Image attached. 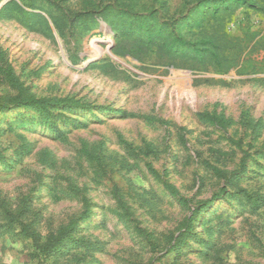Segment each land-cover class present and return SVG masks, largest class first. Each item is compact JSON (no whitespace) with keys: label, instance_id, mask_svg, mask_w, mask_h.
Returning <instances> with one entry per match:
<instances>
[{"label":"rangeland","instance_id":"obj_1","mask_svg":"<svg viewBox=\"0 0 264 264\" xmlns=\"http://www.w3.org/2000/svg\"><path fill=\"white\" fill-rule=\"evenodd\" d=\"M31 1L46 22L0 18L21 83L0 75V264H264V81L171 66L143 45L142 59L115 52L130 37L113 29L119 11L156 10L161 23L193 0ZM255 1L208 14L204 30L264 35ZM180 32L197 39V28ZM22 96L65 101L42 118L14 105ZM199 111L230 123H203ZM62 230L78 244L44 253Z\"/></svg>","mask_w":264,"mask_h":264},{"label":"trees","instance_id":"obj_2","mask_svg":"<svg viewBox=\"0 0 264 264\" xmlns=\"http://www.w3.org/2000/svg\"><path fill=\"white\" fill-rule=\"evenodd\" d=\"M192 5L185 14L178 18H166L161 23L154 22L156 10L136 11L133 18L128 10L119 11L117 16L116 33L129 34L130 37L116 44L115 52L129 53L138 59H142L147 50L141 49V45L148 46L163 60L171 66H185L192 70H201L208 67L213 68L218 73H227L230 69H236L239 75H252L249 80L264 81L263 77L253 75L264 74V54L261 58L248 56L246 54L253 50L264 49V35L259 36L257 31L250 30L245 26L242 36L232 37L225 32H210L204 30V22L207 15L217 18L222 13L230 14L233 8L250 7L256 9L255 0H193ZM39 7L31 0H0V18H18L26 25L39 22L42 16ZM55 30L60 32V22L47 12ZM77 15L84 16L88 20L90 10L76 12ZM107 15L104 16L106 18ZM197 28V39L187 40L180 32L185 27ZM47 27L48 24H47ZM50 28V27H49ZM89 29V28H87ZM104 40H108L107 37ZM223 43V44H222ZM248 49V51H247ZM247 51V52H246ZM179 57L180 63L175 62ZM247 64V66H246ZM0 75L13 87H21L12 66L5 59V51L0 48ZM225 83V80H220ZM63 98L57 97H34L22 96L15 98L14 105L32 110L42 118L50 115L51 109L64 103ZM199 120L203 123L225 127L230 123V119L222 114L208 111L197 113ZM166 189L171 194H176V190L171 184H166ZM187 225V223L185 224ZM28 226H22V232L33 237H37L34 232L29 234ZM178 235L177 237H180ZM66 242V243H65ZM65 243V244H64ZM64 245L78 244L76 240L70 238L63 230L58 234H51L48 241L43 244L44 253L60 254L64 252Z\"/></svg>","mask_w":264,"mask_h":264}]
</instances>
